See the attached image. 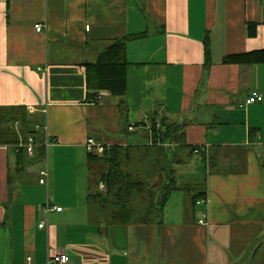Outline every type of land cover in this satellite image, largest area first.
Returning a JSON list of instances; mask_svg holds the SVG:
<instances>
[{
    "label": "crops",
    "instance_id": "crops-1",
    "mask_svg": "<svg viewBox=\"0 0 264 264\" xmlns=\"http://www.w3.org/2000/svg\"><path fill=\"white\" fill-rule=\"evenodd\" d=\"M123 37L126 95L87 101L86 65ZM261 48L264 0H0V107H25L49 140L47 163L19 164L17 146L0 143V264L62 253L66 264H264V63H224ZM254 91L263 100L246 104ZM153 123L177 129L161 142ZM89 138L130 150L158 141L178 152L175 178L193 157V196L206 202L150 221L97 213Z\"/></svg>",
    "mask_w": 264,
    "mask_h": 264
},
{
    "label": "trees",
    "instance_id": "trees-1",
    "mask_svg": "<svg viewBox=\"0 0 264 264\" xmlns=\"http://www.w3.org/2000/svg\"><path fill=\"white\" fill-rule=\"evenodd\" d=\"M248 34L252 37L256 36L257 23H248ZM128 39V37L115 39L99 54L96 62L86 65L87 101H97L102 90L110 91L120 97L126 95L127 66L129 65L127 58ZM224 63H264V48L228 54L224 57ZM123 107L125 108V106ZM36 124L38 123L32 121L25 107H0V143L13 144L18 148V143L21 139L27 141L29 137H33L36 142L34 159L44 160L47 155V148L44 143L45 136L41 130L35 128ZM152 129L155 139L160 138L161 142H166L174 135L177 126L166 124L164 130H159L160 127H158L157 123H153ZM129 153V148H123L120 145L106 147L102 154L88 151V169L90 173L89 200L92 202V199L95 198L100 200V202L108 203V201H111L114 209L109 211V214H111L110 218L112 221L116 222H127L133 219L134 211L130 205V198L134 192H143L142 190L144 189V183L136 181L124 167V158H127ZM18 156L19 164H22L29 156L26 148H18ZM99 168H102V170ZM93 174L94 176L96 175V179H93ZM163 181L162 174L161 183L153 186V188L162 185ZM101 182L104 184L106 191L92 190L93 186L97 188ZM175 184V177L171 178V183L168 184L169 187L162 193L160 201L157 202V205L155 203L150 205L148 210L155 208L162 212L166 200L169 199L172 189L175 188ZM199 196V194L193 196L194 204H197V197ZM154 219L155 217L147 216L143 221Z\"/></svg>",
    "mask_w": 264,
    "mask_h": 264
},
{
    "label": "rangeland",
    "instance_id": "rangeland-1",
    "mask_svg": "<svg viewBox=\"0 0 264 264\" xmlns=\"http://www.w3.org/2000/svg\"><path fill=\"white\" fill-rule=\"evenodd\" d=\"M137 133V131H136ZM134 133H129L130 136L134 137ZM148 142V141H147ZM154 144V143H153ZM148 145V143L146 144ZM47 149V158L43 160V162L47 163L48 160V152ZM177 151L175 149L167 150L164 146H159L156 143L153 146H142L136 149H131L129 156L124 158V167L125 169L133 176L136 181H142L144 183L143 192H134V194L130 198V205L133 208L135 220H143L145 217H155L159 219L161 215L160 210L153 209L148 210L150 205H157V202L160 201L162 197V193L169 187V183H171V178H174V174L172 168L176 164L177 159ZM85 154V156H84ZM76 157V156H75ZM86 149L83 151H79L76 160L81 165H86L87 162ZM198 162L191 156H187L185 158V162H178L180 165H177L179 169L176 184L174 185V189H172L170 194V199L166 200L165 206L168 209L167 215L173 214L176 209L182 206L183 200L186 203H192L193 194L198 193L201 189L200 186L196 187L195 182L192 181V174L198 177L202 172L200 169H195L192 167V162ZM200 162V161H199ZM100 164V163H99ZM100 167V165H99ZM102 170V168H99ZM98 171V170H97ZM96 172V171H95ZM186 173L188 175H184ZM160 174H163V184L153 188L156 183L155 180L160 179ZM96 179V175L93 174V179ZM102 182L93 189L102 190L101 187ZM153 188V189H152ZM92 203L97 213L101 212L104 215H108L110 217L109 211L113 210V203L111 201L100 202V200L93 198ZM164 206V207H165ZM153 207H155L153 205Z\"/></svg>",
    "mask_w": 264,
    "mask_h": 264
},
{
    "label": "built area",
    "instance_id": "built-area-1",
    "mask_svg": "<svg viewBox=\"0 0 264 264\" xmlns=\"http://www.w3.org/2000/svg\"><path fill=\"white\" fill-rule=\"evenodd\" d=\"M36 27H37V30H39V31L43 28L42 24H37ZM261 100H263L262 94H260L257 91H254L246 99V104L256 103V102H259ZM29 109H31V108H29ZM35 128L39 129L40 125L36 124ZM129 129L133 130L134 126H130ZM44 143H45L46 148H48V146H49L48 138L45 139ZM22 147L26 148V151H27L29 157H33V158L35 157V155H36V142H35L33 137H29V139L27 141H24V140L21 139L20 142L18 143V148H22ZM86 147H87V150L89 152H93V153H96V154H102L104 152L105 148H106V146L104 144L98 143L93 138H89L87 140ZM194 152L198 153L199 149H196ZM40 173H41L40 182L42 184H44V183H46V180H47V177H48V173H49L48 172V168L47 167L43 168ZM101 187H102V190L106 191V188H105L103 183L101 184ZM205 202H206L205 199L197 200V204L198 205L204 204ZM52 208L53 207L51 205H47L45 207V210L49 211ZM56 209L57 210H61L62 207H56ZM44 226H45V222H41L39 224L40 228H42ZM69 262H70V256L68 254L62 253V254H57V255L51 257L49 262H48V264H52V263L66 264V263H69Z\"/></svg>",
    "mask_w": 264,
    "mask_h": 264
},
{
    "label": "water",
    "instance_id": "water-1",
    "mask_svg": "<svg viewBox=\"0 0 264 264\" xmlns=\"http://www.w3.org/2000/svg\"><path fill=\"white\" fill-rule=\"evenodd\" d=\"M162 181V175L160 174V180L157 182V184H155V186L159 185Z\"/></svg>",
    "mask_w": 264,
    "mask_h": 264
}]
</instances>
